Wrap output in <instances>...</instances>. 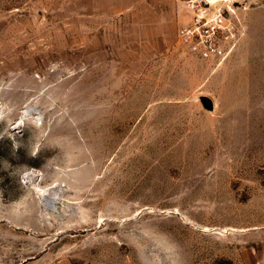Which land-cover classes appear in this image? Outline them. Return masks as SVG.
I'll use <instances>...</instances> for the list:
<instances>
[{
    "label": "rangeland",
    "instance_id": "obj_1",
    "mask_svg": "<svg viewBox=\"0 0 264 264\" xmlns=\"http://www.w3.org/2000/svg\"><path fill=\"white\" fill-rule=\"evenodd\" d=\"M237 8L219 61L173 0H0V264H264V0Z\"/></svg>",
    "mask_w": 264,
    "mask_h": 264
},
{
    "label": "built area",
    "instance_id": "obj_2",
    "mask_svg": "<svg viewBox=\"0 0 264 264\" xmlns=\"http://www.w3.org/2000/svg\"><path fill=\"white\" fill-rule=\"evenodd\" d=\"M185 7L189 21L177 30L188 53L224 60L241 38L237 5L246 0H173Z\"/></svg>",
    "mask_w": 264,
    "mask_h": 264
},
{
    "label": "water",
    "instance_id": "obj_3",
    "mask_svg": "<svg viewBox=\"0 0 264 264\" xmlns=\"http://www.w3.org/2000/svg\"><path fill=\"white\" fill-rule=\"evenodd\" d=\"M203 103H204V105H205L207 108H209V109L212 108V102H211L209 99L204 98V99H203Z\"/></svg>",
    "mask_w": 264,
    "mask_h": 264
},
{
    "label": "bare ground",
    "instance_id": "obj_4",
    "mask_svg": "<svg viewBox=\"0 0 264 264\" xmlns=\"http://www.w3.org/2000/svg\"><path fill=\"white\" fill-rule=\"evenodd\" d=\"M29 113V111H28ZM44 200L49 202L50 205L54 206L55 204V200L54 199H51V198H48V197H44Z\"/></svg>",
    "mask_w": 264,
    "mask_h": 264
}]
</instances>
